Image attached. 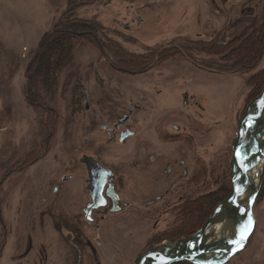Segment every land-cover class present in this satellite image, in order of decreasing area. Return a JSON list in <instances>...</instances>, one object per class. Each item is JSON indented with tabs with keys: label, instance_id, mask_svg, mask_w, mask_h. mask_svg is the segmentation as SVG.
<instances>
[{
	"label": "flooded vegetation",
	"instance_id": "flooded-vegetation-1",
	"mask_svg": "<svg viewBox=\"0 0 264 264\" xmlns=\"http://www.w3.org/2000/svg\"><path fill=\"white\" fill-rule=\"evenodd\" d=\"M228 13L222 10V15ZM247 13L243 11L242 15ZM249 14L252 21L243 23L242 33L219 43L233 46L249 25L264 27V9L262 13ZM152 15H156L153 18L156 35L149 42H142L148 48L188 41L195 44L204 38L203 33L191 36L188 24L178 27V20L183 16L176 17L171 25L164 21L163 26L157 27L156 22L168 15ZM185 17L188 19L187 15ZM229 20L227 26L231 29ZM135 21L134 27L127 25L126 28L136 29L142 19L135 17ZM238 22L234 23L236 27ZM147 24L149 19L144 21V25ZM169 33H173V38H159ZM189 36L192 38L185 40ZM208 43L212 48L219 44L214 40V33ZM168 46L159 49L165 50ZM174 48L168 56H178L177 46ZM155 69L150 68L146 74ZM206 71L212 74L219 70ZM158 77L162 84L164 77ZM152 91L134 92L126 98L128 108H120L121 114H118L117 105L110 102L114 100H108L103 93L90 105L91 95L85 89L82 101L78 100V109L69 115L66 131L67 137L71 135V121L74 122L80 112L81 115H77L80 117L77 132L82 134L79 146L63 153L53 147L60 131L59 116L53 107L43 108L47 114L52 113L47 115L45 140L34 145L29 162L7 168L0 178V264H114L113 257L103 256V249L117 251L118 244H113L112 238L104 246L101 235L117 236L122 232L127 236H145L146 248L186 238L169 237L183 233L187 216L183 208L188 202L195 206L199 186L213 185L215 153L209 154L210 146L214 150L212 132L203 119L202 104L194 95L183 92L179 100L174 99L177 102L170 105H165L169 101L165 96L163 100L160 98L161 107L155 102L161 91ZM178 103L181 106H177ZM103 119L110 123L100 126L107 139L96 141V123ZM65 128L62 126V130ZM129 140L132 146L121 157L125 163L109 161L114 159L109 147L116 142L124 146ZM206 143L210 146L201 147ZM196 216L194 214V218ZM8 248L10 255L5 258Z\"/></svg>",
	"mask_w": 264,
	"mask_h": 264
},
{
	"label": "rangeland",
	"instance_id": "rangeland-1",
	"mask_svg": "<svg viewBox=\"0 0 264 264\" xmlns=\"http://www.w3.org/2000/svg\"><path fill=\"white\" fill-rule=\"evenodd\" d=\"M66 2L67 0H0V178L7 168H17L19 164L29 162L32 159L30 152L34 145L36 147L37 141L40 145L41 141L45 140L48 116L45 114L44 106L53 107L59 116L57 125H60V131L53 147L59 148L63 153V150L79 146V138L82 134L80 131L77 132L80 127V117L77 115H81L80 112L74 118V122L71 121L73 125L71 135L67 137L66 131L69 115L72 114L71 111L78 109V100L82 101L85 89L91 95L90 105L93 99L97 100L98 94L103 93L109 98L108 100L115 101V103L110 102L113 106L117 105L118 114H121L120 108H128L126 98L133 96L134 92L144 94V91L154 90V92L161 91V96H157L155 100L161 107L165 96L166 100H169L165 105H170L179 100L183 92H187L190 96L194 95V99L202 104L205 112L202 113L203 119L207 120V127L212 132L214 150L207 143L201 144V147L210 146L209 154L215 153L213 164L215 173H218L220 166L226 167L230 182L231 142L236 135L240 110L251 101V88L246 82L252 73L264 69V28L261 29L262 41L259 45L258 61L255 64L244 63V68L239 66L233 69V61L221 60L224 54H209L211 44L208 43V39L210 36L212 38L214 33V40L222 43L242 33V28L252 21L249 19L251 18L249 13H262L264 0H99L91 6L78 8L70 14L72 19L94 20L101 25L102 29L97 32L96 41L104 45L107 41H111L135 56L148 55V47L142 42L147 40L149 42L156 35V29L153 28V18L156 15L152 14L168 15L156 22L157 27L163 26L164 21L166 25H171L176 17L178 19L183 16L182 20H178L180 24L178 27L188 24L191 36L195 37L196 33H203L204 38L201 39L202 42L194 44L188 41L192 38L189 36L185 39L187 43L160 45L162 47L169 45L165 50H160V46L151 48V50L157 49L158 54L164 57L163 54L168 56L167 54L175 51L174 46H177L179 54L162 63L153 60L156 69L148 74L143 73L145 75L119 73V70L111 67L114 59L108 50L100 52L92 46L77 49L74 53L73 65L59 76L58 89L53 102L48 100L50 96L46 97L45 94L40 93V99L45 101V105L42 106L43 111L37 112L26 101L27 68L43 36L52 30V25L60 20L67 10ZM254 8L257 9L255 12ZM222 10L229 11L228 17L226 14L222 15ZM243 11H247L249 15H242ZM218 12L221 14L218 15ZM133 15L141 18L142 21L136 29L130 31L126 28L127 25L131 27L136 25ZM228 18L231 29L227 26ZM145 19L146 22L149 19V24L146 26ZM236 21H239L237 27L234 24ZM159 38L169 40L173 38V33L167 36L161 35ZM220 43L216 44L215 51L229 53L231 49ZM154 44L148 43V45ZM238 44L234 43L236 46ZM246 65L252 67L254 65V70L249 74L245 73ZM198 66H201L203 71ZM207 69L219 71L210 74ZM159 75L164 77L162 84L157 80ZM177 106L181 104L178 103ZM107 124H110L107 119L97 121L94 131L96 141L104 142L107 139L106 133L100 128ZM62 126L66 128L62 130ZM199 130L202 131L200 127ZM69 136H71L70 144ZM131 146L132 140L124 146H120L117 142L112 144L109 147L110 156L114 159L109 161L114 163L122 161V155L127 154ZM223 149L224 153H222ZM263 169L264 165L258 175L259 193L253 208L252 236L244 251L229 260L227 264H264V191L260 193L259 187ZM31 171L30 169V174ZM24 232L25 225L22 228L23 235ZM213 237L214 233H210L209 239ZM112 238L114 239L112 243L118 244L117 251L115 248L104 247L106 246L104 243L108 244ZM145 238L141 235L127 236L122 232H118L117 236L101 235L104 245L103 256L109 257L108 259L113 257L116 260L114 264H132L138 255L154 247H144ZM10 251V248L6 250L5 258L10 255Z\"/></svg>",
	"mask_w": 264,
	"mask_h": 264
},
{
	"label": "trees",
	"instance_id": "trees-1",
	"mask_svg": "<svg viewBox=\"0 0 264 264\" xmlns=\"http://www.w3.org/2000/svg\"><path fill=\"white\" fill-rule=\"evenodd\" d=\"M98 1L67 0V10L60 20L52 25V30L41 39L26 72V101L37 112L42 110V106L45 105V101L40 99V93L45 94L46 97L50 96L48 100L53 102L58 89L60 74L73 65L74 53L77 49H83L84 46L95 47L100 52L108 50L114 59V64H111V67L116 68L123 75L146 73L150 68L154 67L153 60L162 63L171 58L166 55L163 57L162 54H158L157 49L151 50V48H148L147 56H135L125 52L118 44L111 41H107L105 45L96 41L97 32L102 29L101 25L94 20L72 19L70 14L74 13L78 8L91 6ZM262 28L257 24L249 25L244 29L237 46H226L231 49L229 53L227 51L216 52L215 47H209L208 53L215 55L224 54L221 60L224 62L226 60L233 61V69L239 66L244 68V63L249 64L252 62L255 64L260 56L259 45L261 44L260 41H262V38H260ZM245 67L247 68L245 73L249 74L254 70V65L253 67L252 65H246ZM246 85L251 88V100L257 97L264 88V69L252 73L248 77ZM47 115H52V113ZM259 181L261 193L264 191V169ZM230 191L231 185L228 181V171L226 167L220 166L217 174L214 170L212 186H199L195 206H192L194 205L193 203L188 202L183 208V210H187L183 233L169 238L187 237L202 227L216 205L226 198ZM194 214L197 215L196 218H194ZM176 264L189 263L180 262Z\"/></svg>",
	"mask_w": 264,
	"mask_h": 264
},
{
	"label": "water",
	"instance_id": "water-1",
	"mask_svg": "<svg viewBox=\"0 0 264 264\" xmlns=\"http://www.w3.org/2000/svg\"><path fill=\"white\" fill-rule=\"evenodd\" d=\"M264 88L251 101L231 142L229 173L231 191L202 227L189 237L163 242L137 256L133 264H226L243 251L254 230L253 205L259 193L258 175L264 165ZM260 171H253L259 165ZM246 238L241 230L249 223ZM220 225L209 239L210 228Z\"/></svg>",
	"mask_w": 264,
	"mask_h": 264
},
{
	"label": "bare ground",
	"instance_id": "bare-ground-1",
	"mask_svg": "<svg viewBox=\"0 0 264 264\" xmlns=\"http://www.w3.org/2000/svg\"><path fill=\"white\" fill-rule=\"evenodd\" d=\"M259 95H260V94H259ZM259 95H258V96H259ZM255 98H257V97H255ZM255 98H254V99H255ZM254 99H252L251 101H253ZM251 101H250V102H251ZM250 102L246 103V104L241 108V110H240V114H241V115H240V118H239V120H238V122H237V127H238V125H239V122H240V120H241L243 114L245 113V110H246L247 105H248ZM241 112H242V113H241ZM236 131H237V129H236ZM263 141H264V138H263ZM261 166H262V165L260 164L257 168H255V170L253 171V173H254L255 171H258V172H259V171H260L259 168H260ZM255 173H256V172H255ZM255 203H256V201H255ZM255 203H254V205H255ZM254 205H253V208H254ZM252 212H253V211H252ZM220 229H221V226H220V225H216V226L210 228V230L208 231V232H209V236H210V233H214V234H215V233H219ZM251 236H252V235H251ZM251 236L249 237L247 243H249V240H250ZM246 245H247V244H246ZM245 248H246V246H245ZM245 248H244V249H245ZM244 249H243V251H244ZM238 254H239V253H238ZM238 254H236V255H238ZM236 255H235V256H236ZM235 256H233V257H235ZM233 257H232V258H233ZM232 258H231V259H232ZM231 259H230V260H231ZM228 262H229V261H228ZM228 262H227V263H228ZM227 263H226V264H227Z\"/></svg>",
	"mask_w": 264,
	"mask_h": 264
},
{
	"label": "snow or ice",
	"instance_id": "snow-or-ice-1",
	"mask_svg": "<svg viewBox=\"0 0 264 264\" xmlns=\"http://www.w3.org/2000/svg\"><path fill=\"white\" fill-rule=\"evenodd\" d=\"M251 218L249 219V223L245 226V228H243L241 230V236H240V240H244L246 238L247 232L248 230L251 228Z\"/></svg>",
	"mask_w": 264,
	"mask_h": 264
}]
</instances>
